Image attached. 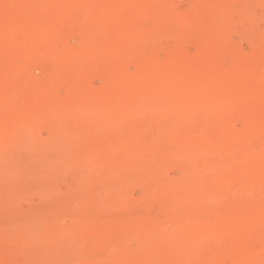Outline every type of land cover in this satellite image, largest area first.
<instances>
[{
  "label": "bare ground",
  "instance_id": "1",
  "mask_svg": "<svg viewBox=\"0 0 264 264\" xmlns=\"http://www.w3.org/2000/svg\"><path fill=\"white\" fill-rule=\"evenodd\" d=\"M158 1L159 0H0V209L3 210V214H0V237L9 244L8 246L11 247L10 249L12 250V252L20 256L23 263L110 264L109 261L111 259H113L111 260V262L114 261V263H116V261L114 260V258L117 256L114 254L115 251H111V253L113 252L112 254L115 257L111 258L110 254V259L105 256V253H103V256L105 257H103L102 254V257H100L97 253L99 252L98 250H100L103 246L104 240L108 242L111 239L113 235L111 233V231H113L111 230L112 227L117 228L118 234H120L124 230V236L121 235L123 236V238L131 237L139 240L140 243L141 241H143L145 242L144 244H150L153 237L150 234L151 232L149 233L150 228L148 227L153 228L152 226H154L155 224L158 225L162 217L161 215H163V212L161 213V211L164 210V207L168 205L172 200H174V198L176 199V202L178 201V197L176 196V194L178 196L180 195V199L182 197V200L185 199L184 201H189L187 202L189 204L184 202V204L189 205V210H192V208L193 210H202L203 208L208 207H206V205L211 201H209V197L211 198L214 195L213 193L217 194V196L219 195L220 198L224 196L227 197V195L230 194L231 191L229 190L232 187L230 186L231 188L229 189L228 182L232 178L236 180L237 184L235 193L237 194L238 189L239 193L237 195L242 197L241 200L244 201L233 202L231 206L228 207L230 214H226V216L224 217L219 216L220 220L223 218V221L221 220L222 222H214L217 223L214 225H216L217 229H219L217 230L218 232L223 233V230L227 229V227L232 226L238 222L241 215L240 212L248 207L246 202L247 198H254V202L251 199L250 201H248L253 207L259 201L264 200V187L262 183V181L264 180V153L263 156L261 155V158H263L262 162L258 163L257 165L255 164L254 167H250L253 166L254 163V161L252 162L251 160L252 164H249L250 168H247L248 166L245 165L246 162L242 163V161L244 156L246 159H248L247 155L250 154L249 151L251 150L247 149L245 151L244 149L247 148V146H245V148L243 149L244 151H241V146L239 145L240 141V143L242 144L244 140L246 142V140L249 139L247 136L241 138L233 134H228L224 130L226 126H224V124L220 125V127H224V132L217 135L218 138H229L230 142L227 147L223 146L224 148H227L225 150L226 154L223 153L224 149L222 151L218 150L225 155V157H222L220 152L215 151V147H220H217V149H222L223 147L218 144L214 147V145L212 144V140L218 138L212 136L213 133H209L214 131H210V128H206L209 125V122H206V120H204L206 116H204L203 118L204 121L200 122L202 123V127L200 125V127H196L194 125V122H197L194 114H196L195 112H197L199 109L202 108L204 111L206 110V112H208V110H211L213 106H218L219 109H225L228 106L230 98H232L233 94H235V90H232L231 82L232 80L238 78L246 80L248 82V87L244 90L243 95H241L240 93L242 99H240V96H238L240 101L235 102L233 100V104L235 105H232L229 102L231 104L230 106L236 108L238 107L240 109L243 106L249 104H258L259 119L256 121H258L259 123L260 121H262L264 123V64L262 68L261 63V70L259 68H254L252 64L250 66L247 65L251 62H255L256 60L259 61V59L261 58V60H263L264 57L258 56L257 52H255L257 55L255 54L254 56H252L251 59L253 60L248 59L247 57V60L243 61L244 66L246 67H244V69L242 68V71H240L241 69L239 71L236 70L237 74H234V72L232 73L230 69L226 68V64L222 62V57L209 54L206 57L204 56L205 58L199 57L198 60H193L195 57H187L182 51L183 46L180 47V44L182 43V40L186 35L191 36L195 34V32H200V30L202 32L204 30L206 31V33H204L205 35L200 32L201 35L203 34V37L200 40L201 50L208 51V49L211 48V46L213 47L214 44L216 45L218 43L223 45V43H226V32L224 31V27L226 25L224 27L222 26L224 23L222 18L224 17H215L214 19L211 15V12L213 13V10L215 11L219 6L222 7V5L224 6V4H230L232 3L230 1L234 2V0H165L166 7L164 9H161V7H159L160 9L158 8L159 4L158 6L156 4ZM162 2L164 1L162 0ZM246 2L247 1H245V3ZM253 3L255 2H252V4ZM246 4L250 6L249 1ZM257 5L262 11H264V4L262 2H258ZM255 11L252 10V12ZM207 12L210 13V16L213 19H207V25H204L201 20ZM216 13L214 14L216 15ZM218 16L220 15L218 14ZM259 17L257 16L258 19ZM146 18L151 21V25L147 28H144L143 24L142 27L140 23H142L141 21H143L141 19L147 20ZM226 22L228 21L226 20ZM92 24H96V26H98V31L92 29ZM253 24L255 25L254 22ZM168 25H172L175 28V32H173L175 35V43L172 45L170 44L169 46L166 45L167 47L165 46L164 48L158 50L163 55L165 54L167 57H169L171 61L169 63V67L166 68L164 66L166 68L165 69L163 65H161V61L156 54H154L153 52L147 53L144 51L143 47L145 45L143 46V44H145V42L148 41L151 37L162 33L164 31V28ZM203 25L204 27L206 26L205 29L202 28ZM119 31H121L122 33H119ZM101 33H105L104 38H102ZM250 35L248 37H251ZM74 37H77L79 39V43H76V45L70 44L71 42L69 43V40ZM100 46L101 48L99 50L98 47ZM130 46L136 48V50L138 49V52L140 51V54H138L139 58L144 59L148 62L150 66L148 67L150 69H147L148 72L147 70L144 71L147 72V76L149 75L152 77L155 73L161 71L160 73L162 74V77H165L166 75L167 77L165 78H173L172 80H170L169 78L170 81L167 80L168 82L172 81L171 83L173 84V81H175L174 77H178L175 76V74L181 72L180 68H188L200 71L199 73L203 74V77L204 75H208L207 77H204L205 79H203L202 76L199 75V77H201L203 81L206 79L207 81H204V83L202 82L201 78L195 79L197 76H192L193 80L195 79L196 81H189L188 79H186L187 81L184 79H181L179 82L175 81V83H178V86L176 89H174L173 86L170 87L168 82H164V80L162 81V84L160 83V87H152L153 84H147L144 81H141L145 79V76H143L144 79L139 76L141 74H137L138 76L135 75L138 79L134 80L125 71V62L127 63V60H129V57L131 56H127V52L130 51ZM211 51H213V48ZM211 51L209 50L210 53ZM154 52H156V50ZM258 53L260 55L261 52ZM199 55L200 53L198 54V56ZM234 56L236 57V55ZM131 58L132 57H130V59ZM225 59L227 61L226 57ZM236 61H239V59H237ZM213 63L216 64V69H213V67L215 66L211 65ZM237 63L239 64V62H236V64ZM236 64L234 66L237 67ZM241 64L242 62L240 63V66ZM210 65L212 69L210 68ZM4 66L5 69H2ZM251 66L253 68H251ZM111 67L113 68V70H117L118 74L115 76L110 72L113 76L108 82L107 86L105 85L106 87L103 89L104 92L100 94L101 98H103V101L100 105L94 108V114L89 113L90 116L92 115L95 117L94 119L96 123L91 124L94 119L91 120L93 117L88 118V120L90 119V125H86L88 124L87 121V123H85L86 128L83 127L84 129H82L76 126V122V127L73 125L74 131H72V135L68 136L63 143L62 141L61 144L57 142L58 145H56V139L53 134H55L56 132H60V129L64 126V123L66 121L71 122V120L69 121L68 118L70 116H73L74 113H77L73 110V108L76 106L83 107L81 104L86 103L87 98L84 97L83 93V96L81 94L78 95V93H75L76 96L70 95L66 99L64 98V100H62L63 98H61L62 101L57 100L58 102H56L55 100H52L55 91L63 86H69L70 89L71 87H74L80 91L79 88H81V86H84L85 84L87 85V83L89 84L88 80H90L93 75H98V73H101V71H104L106 75L105 70L107 68L111 69ZM231 69H234V67H232ZM160 73L158 75H160ZM142 74L145 75L143 72ZM185 74H187V71ZM162 77H160V79H162ZM152 78L150 79L151 81L149 80V82H152ZM130 79L135 83L133 84L131 89L128 88L127 85L130 83ZM40 80H43V83H40ZM122 83H126V85L121 86ZM155 83H157L156 80ZM234 83L235 81L233 82V85ZM38 84H40L39 86L45 84L46 87H44L48 90L46 94L50 97L49 101L56 102L54 104V107H51L54 109L49 110V117H51V119L54 118L57 121L56 124H53V129L50 128L51 131H49L50 136H52L55 140H53V138H50V136L45 139H47L48 141V139L50 138L52 142L56 143L55 146H57L58 149L60 148V150H58L60 153H58V151L56 152L57 155H55L56 153L54 151L47 152V148H49L50 150H55L56 147H54L52 142L49 143V145L45 142L44 139L45 147L47 144V147L45 148L44 144L42 146H39V144L37 143L38 140L39 142H43V140L40 139V135H38L39 139H37L36 141V138H38V136L36 135L37 133H35L36 128L34 126H37L36 124L38 123L35 124V122H39V120H42L43 122V119L45 120V118L43 117H38V119L35 112L37 104V97L35 96L37 92L34 91H37L36 89ZM194 85L198 90L203 88L201 86H205L204 88L208 89V91L205 92V89L203 88L202 91L204 92L199 91L189 93L191 90H188V88H194ZM172 88L174 89L173 91ZM91 93H93V90L91 91ZM186 93L191 94V96H189L188 94L189 98H185ZM119 94H124V97H126L124 99L116 98V95L120 96ZM195 95L206 97L205 100H207V102L205 104L203 102L204 107H201V104L200 107H198V102L197 106L191 103L193 102L192 97H194ZM121 96L123 98V95ZM17 97H20L25 101L23 104L21 103L22 105L20 108H15V106L13 107L12 104L13 99H18ZM90 98L92 99L91 96ZM53 99L57 98L54 96ZM44 100L39 102H44ZM200 103H202L201 100ZM100 107H104L108 110L104 113L105 115H107V117H105L103 121L109 120L108 123L110 128H107V130H105L104 132V129H98L97 125V123L101 124L102 122L101 118L103 115L98 112L100 110ZM118 108L121 109V113ZM115 109H117L118 111H115ZM185 109L187 111H190V115L188 117L183 116L182 120H180V118L178 117V121H176L177 119L175 121L171 119L174 115H176V118L178 115L182 114L183 110L185 111ZM98 113L100 114V116L98 115ZM40 115H43V113H40ZM146 116L153 117L152 120L154 119V121H158L159 118H165L167 120V127L165 128H167L168 134H166L164 138L162 137V139L159 140L152 139L146 141L140 134V126L143 123L142 121L146 119ZM218 116H220L219 113ZM218 116H211V119H214L213 121L217 122L218 120L216 121L215 118ZM225 118L227 119V117H224V119ZM233 118H231V121L234 120ZM225 122H228V124H230L228 119ZM82 124L84 126V123H81V125ZM206 124L207 126H205ZM218 124H220V122L217 123L216 128H218ZM100 126L101 125H99V127ZM259 126L257 128L260 130L262 127L259 128ZM64 127L66 130V126ZM122 127H128V130L125 131L126 128L121 129ZM95 129H98V131L101 130L103 134H99L100 136L106 135V139H104L105 137L103 138L99 136L104 140V142L106 140L107 142L110 141L107 137L113 136V139L111 138V143L109 142L110 145L105 142L107 146H102V143L104 142H102V140L97 137L98 133L94 134L92 132L95 131ZM249 129L247 128V130ZM62 130L64 131V129ZM258 132L259 133H257V135H261V131ZM249 133L251 132L249 131ZM216 142L217 141H215V143ZM162 143L165 144V146L167 145V147L170 146L173 152H168L167 154L162 153V155L155 158L156 160H152L153 158L151 159V156L149 157L150 152L160 147L161 145L163 146ZM50 146L54 148H51ZM212 146L214 147V149L212 148ZM43 147L46 149L45 153L54 154L56 156V159L55 157H53V161L51 159L47 161L46 158L50 157L48 155V157L45 156ZM212 149L214 150V152H217V154L215 153V155H218L220 153L219 156L222 157L219 158V162H221L219 164L220 166L215 168L214 170H202L199 166V171L196 172L198 175L190 176V164H194L197 162L200 165L199 162H204L205 158L208 156V153H212ZM252 152L253 151H251V153ZM258 153L262 154V151L260 150ZM252 155L253 153L250 154L249 157H251ZM167 156L168 158H166ZM211 156H213V153ZM174 158H184L182 160H186L187 162L184 163V167H182V169L186 173H183V178L185 179L187 177V179L185 180L186 186L183 185L184 180L183 183H180L182 181V177L180 178L181 181H156L155 178L154 182H152L151 177H158L160 174H162L158 169L159 164ZM94 162L96 165L93 164V166L95 165L96 169L95 166L91 167V164ZM247 163H249V161ZM243 164L245 167L243 166ZM69 167H75L78 171L77 176H79V178L77 182H79L80 180L78 188H76L73 193H71L72 189H70L69 195L60 196V194H55L54 190L56 189H51V186L54 184L53 176L56 177V174L60 173L59 170L61 171V169H66ZM88 167H91L92 169L94 168V171L96 170L99 176L98 181L93 182V178L90 177L89 172L87 173L86 168ZM94 171L92 174L94 175L95 173L97 175V173ZM184 175L186 176L184 177ZM202 175L204 177H202ZM162 176L163 175L160 176V179ZM50 177L53 181L51 179L49 180ZM198 177L200 178L198 184H196L195 182L196 186L190 187L194 180ZM50 181H52L51 183H53L51 186L50 184H48L50 183ZM180 184L183 185V189H185V191L183 190V195H181V193H179L178 191L180 188ZM136 185L143 189L141 200H135V198L133 199V197L131 198L132 195L130 193V190H133L132 187ZM34 187L39 188V190L41 188H45L46 191L44 195L48 197L49 201L47 203L44 202L43 204H41V202L40 206L36 205L37 207L31 206L32 208L30 207V210L28 209L29 211L27 212L20 211V209L18 210L16 201H18V195L20 194L21 190L27 188L29 190H35ZM99 187L106 188L105 195H101L99 191H97L99 190ZM37 190L36 192L38 193ZM48 190L50 191L47 192ZM232 190L234 191V189ZM53 191L54 194H51L53 193ZM39 193L41 194V192ZM78 193L80 194L79 196L81 197L83 204H85V208L80 211L82 212L81 214L75 212L76 215H74V224L71 227L70 225H68L67 227H64V225L61 226L59 224V219L61 217L60 214H62L61 212L63 210H67L68 205L73 209L75 204L74 206L71 204V206L70 203L72 200L78 199L76 198V196L78 197ZM233 198L235 199V197ZM153 201L157 202L160 205V207H158L160 208V212L156 213L154 217L149 218L145 210H148V207L152 206L151 204L153 203ZM157 203L155 205H157ZM225 205L224 208H226ZM244 205L247 206L243 208ZM256 206L254 207L255 209ZM65 207H67V209ZM260 207L258 206V211H263V209H260ZM166 208L170 209L168 207ZM255 209L252 208L251 211H249L250 209H248V211L251 212L250 214H257V211H254ZM133 210L135 211L134 214ZM186 211L188 212V208ZM186 211L184 210L185 215H187ZM262 211L260 212L262 213ZM164 212L166 213L167 211L164 210ZM106 213H109L111 215H106V217H109V219H107L106 221L101 218L103 221L102 223H99L101 222L99 218H94L97 215L102 216V214ZM113 213L115 215L116 213H121L122 215L124 214L126 218L124 219V216L123 220L119 222L117 226H114V223H112L110 219L114 216ZM178 213L180 215L179 211ZM178 213L175 212V214L177 215ZM250 216L247 217L250 219ZM259 216L260 214L258 215L257 219L255 218L256 220L252 219L251 221H258V219L262 221ZM251 217L257 216L252 215ZM187 219L189 220V217ZM50 221H52L53 226H55H52L53 228H51L49 231L46 228L43 229L42 225L45 224L44 226H46L47 223L45 222L49 223ZM115 222H117V220H115ZM249 223L250 226L251 224H254L250 221ZM261 223L262 225H260ZM261 223L255 222V224L263 227V221ZM138 224H140V226H137ZM189 227L192 226L189 225ZM250 232L251 231L245 232L244 235L250 234ZM262 232L264 233V230ZM191 234L189 238H192L191 240L194 241L195 238L193 237V233ZM121 236L120 240L122 238ZM245 236L248 237V235ZM168 237L169 236L167 235V238ZM255 237L257 238L258 236L256 235ZM167 238L162 241L158 240L159 243H163L161 246L165 245L163 247L164 249L166 248V252L164 251L163 247L161 250H163L165 253L160 251L158 249V244H155L158 251L160 252L157 253V251H152L153 253L156 252L157 254L155 253L151 256L149 255V253H145L148 252V247V249H145L146 251L142 250L144 247H146L145 245L142 248V245L144 244L140 245V249L124 247L125 249L122 251L123 259L124 257L126 258V260L129 259V262L124 264H137L138 259L146 258L148 256L151 260H159L161 264H164L171 258L173 260L176 256V258H178V253L183 246H181L179 249L176 247L180 243L177 242L178 237H169V242L166 241ZM241 238L242 234L240 239ZM39 240L40 242L43 241V243L44 240H47L46 242L49 241L48 245L51 243L49 246L50 248L48 247V250H41L40 248H38V245L40 244ZM153 240H156V237ZM240 241V245L237 244L236 247H242V244L244 242L243 240ZM37 242H39V244ZM246 243L249 242L246 241ZM215 245L217 246L218 244ZM220 246L222 247V245ZM2 247H4V245ZM174 247L178 249H176L178 253L176 254V256L173 253L174 257H171L172 255L170 251L174 250ZM185 247L182 249V251L188 248ZM241 247L236 248V250H238L239 252L242 248H244L245 250V243L244 247ZM104 248L106 247L104 246ZM167 248L168 250L170 249V254L168 253ZM250 250L253 249L250 248ZM260 250L257 251L259 256L261 254L259 252ZM187 252H189V250ZM216 252L217 251H215V253ZM235 253L236 251L234 252V254ZM252 254L254 255L256 253L254 252ZM256 256L254 258H256ZM209 257H204V262H206V264L207 262L210 264H216L215 260L217 258L211 260V258ZM116 258H118V256ZM179 258V260H181V255H179ZM213 258L215 257L213 256ZM10 259H12V257L9 258V260ZM175 259L173 261L178 260ZM9 260H7V262H9ZM2 264L4 263L2 262ZM254 264H264V254L259 257V259Z\"/></svg>",
  "mask_w": 264,
  "mask_h": 264
},
{
  "label": "rangeland",
  "instance_id": "2",
  "mask_svg": "<svg viewBox=\"0 0 264 264\" xmlns=\"http://www.w3.org/2000/svg\"><path fill=\"white\" fill-rule=\"evenodd\" d=\"M164 2H162V0H159L156 4H157V6H158V4H159V6H158V8L159 7H161V9L163 8H165L166 7V1L165 0H163ZM245 1H249L250 2V6H248V4H246L245 3ZM161 2V3H160ZM230 2H232V3H230V4H227V5H225L224 4V6L222 5V7H224V8H222L221 6H219L218 7V9H216L215 11L217 12H215L214 10H213V13L211 12V15H212V17L215 19V17L216 18H219V17H224L225 18V20H224V18H222L223 19V21H224V23H223V27H224V31L226 32V40H227V42L226 43H223V45H221V44H214L213 45V47L211 46V48H209L208 49V51L206 50H201L200 49V44H201V38L203 37V34L204 33H206V31L204 30L203 32L200 30V32L201 33H203L202 35L200 34V32H195V34H193V35H186L184 38H183V40H182V43L180 44V47H182V51H183V53H184V55H186L187 57H191V58H193V57H195L193 60H198V58L200 57V58H203L204 56L206 57V56H208L209 54L211 55H218V56H220V57H222V62L223 63H225L226 65V68L227 69H230L231 70V72L233 73L234 72V74H237V71H239L240 69V71H242L243 69H244V67H246V66H244V63H243V61L244 60H247V57H248V59H251L252 58V56H254L256 53L255 52H257V54H258V56H260V57H264V11H262L259 7H258V5H257V3L258 2H262L263 4H264V0H234V2L233 1H230ZM252 2H255V3H253L252 4ZM163 3V4H162ZM228 3V2H227ZM255 4V5H254ZM252 5H253V7H252ZM255 6V7H254ZM224 10H222L221 8ZM239 7H242V8H239ZM254 8V9H253ZM160 9V8H159ZM233 9V10H232ZM249 9V10H248ZM258 9V10H257ZM240 10V11H239ZM252 10L253 11H255V12H257V13H255V12H252ZM222 11V12H221ZM237 11V12H236ZM209 12V11H208ZM206 13L204 16H203V18H202V20H201V22L202 23H204V25H207V21L208 20H210L212 17L210 16V13ZM235 12V13H234ZM259 12H260V14H259ZM214 13H216V15L214 14ZM223 13H224V15H223ZM237 13V14H236ZM241 13V14H240ZM246 13V14H245ZM208 14H209V16H208ZM215 16H214V15ZM218 14L220 15V16H218ZM231 14V15H230ZM256 14V15H255ZM255 15V16H254ZM259 15H260V17H259ZM229 16H231V17H229ZM245 16V17H244ZM257 16L259 17V19L257 18ZM229 17V18H228ZM233 17V18H232ZM248 17V18H247ZM257 19H256V18ZM205 18V19H204ZM212 18V19H213ZM255 18V19H254ZM147 19V18H146ZM208 19V20H207ZM229 19V20H228ZM254 19V20H253ZM141 20H143V21H141L142 23H140L141 24V26H142V24H143V26H144V28H147V27H149L151 24V21L149 20V19H147V20H145V19H141ZM207 20V21H206ZM226 20L228 21V22H226ZM251 20V21H250ZM252 20H253V22L255 23V25L253 24V22H252ZM259 21V22H258ZM227 23V24H226ZM204 25L202 26V28H204L205 29V27H204ZM142 26V27H143ZM228 27V28H227ZM97 28V29H96ZM174 27L172 26V25H168V26H166L165 28H164V31L162 32V33H160V34H158V35H156V36H154V37H151L148 41H146L145 42V44H143V49H144V51L145 52H153L154 54H156L157 55V57L160 59V61H161V65H163V67L165 66L166 68L167 67H169V63L171 62L170 61V59H169V57H167L165 54L163 55L161 52H159L158 50H160V49H162V48H164L166 45L167 46H169L170 44L172 45V44H174L175 43V35H174V33L173 32H175L174 30H175V28L173 29ZM92 29L93 30H97L98 31V26H96V24H92ZM173 29V30H172ZM227 29V30H226ZM123 31V30H122ZM121 31H119V33H120ZM230 32V33H229ZM247 32H248V34L251 36V37H248L249 35L247 34ZM118 33V34H119ZM122 33V32H121ZM103 34V35H102ZM247 34V35H246ZM253 34V35H252ZM197 35V36H196ZM201 35V36H200ZM205 35V34H204ZM256 35V36H255ZM101 36H102V38H104L105 37V33H101ZM189 37V38H188ZM193 37V38H192ZM219 37V36H218ZM250 38V39H249ZM258 38V39H257ZM252 39H253V41H252ZM174 40V41H173ZM187 40V41H186ZM151 41V42H150ZM200 41V42H199ZM71 42V43H70ZM69 43L70 44H73V45H76V43L78 44L79 43V39L77 38V37H74V38H71L70 40H69ZM258 44V45H257ZM162 45V46H161ZM255 45V46H254ZM257 45V46H256ZM166 46V47H167ZM222 47V48H221ZM224 47V48H223ZM100 48H101V46L100 47H98V49L100 50ZM212 48H213V51H211L212 50ZM237 48V49H236ZM258 49V50H256V49ZM216 49V50H215ZM236 49V50H235ZM129 50V49H128ZM156 50V52H154ZM209 50L211 51V53L209 52ZM254 50V51H253ZM261 50V51H260ZM216 51V52H215ZM223 51V52H222ZM226 51V52H225ZM230 53H228V52ZM238 51V52H237ZM130 52V53H129ZM129 52H127V56L129 57L130 55V57H132L131 59H130V57H129V60H127V63L125 62V66H126V73L127 74H129L130 75V77H132V79H134V80H137L138 78L135 76V75H139V74H141V75H139L140 77H142V79H144V80H141V81H144L145 83H147V84H153L152 85V87L153 86H155V87H160L161 86V84H162V81L164 80V82H168L167 80H169V78H165V77H167L166 75H165V77H162V74L160 73L161 71H158L157 73H155L154 74V76H147V72H148V70L147 69H150L149 67V64H148V62L147 61H145L144 59H141V58H139V55L138 54H140V51L138 52V49L136 50V48H133L132 46H130V51ZM136 52V53H135ZM186 52V53H185ZM215 52V53H214ZM232 52V53H231ZM258 52H261L260 53V55H259V53ZM129 53V54H128ZM200 53V55L198 56V54ZM204 53H206V54H204ZM218 53V54H217ZM245 53V54H244ZM137 54V55H136ZM256 54V55H257ZM263 56H262V55ZM133 55V56H132ZM229 55V56H228ZM234 55H236V57L234 56ZM239 55V56H238ZM167 59H166V58ZM204 57V58H205ZM225 57L227 58V61H226V59H225ZM229 57V58H228ZM165 58V59H164ZM234 58V59H233ZM245 58V59H244ZM237 59H239V61H236ZM240 59H242V60H240ZM262 59V58H261ZM261 59H259V61H255V62H251V63H249V64H247L248 66H250L251 64L254 66V68H261L260 67V65H261V63H262V68H263V60H261ZM229 60V61H228ZM232 60V61H231ZM251 60H253V59H251ZM226 61V62H225ZM242 62V64H241V66H240V63ZM232 62V63H231ZM236 62H239V64L237 63L236 64ZM222 63V64H223ZM237 65V67L236 66H234L235 64ZM42 64V63H41ZM147 64V65H146ZM231 64V65H230ZM43 65V64H42ZM212 66H214L213 67V69H216V64H211ZM211 65H210V68H211ZM259 65V66H258ZM149 66V67H148ZM164 67V68H165ZM232 67H234V69H231ZM141 68H142V71H141ZM165 68V69H166ZM243 68V69H242ZM251 68H253L252 66H251ZM2 69H5V66L2 68ZM6 69H8V68H6ZM39 69V68H38ZM38 69H37V71H38ZM161 69H163V68H161ZM181 69V72L180 73H178V74H175V76H178V77H174V80L175 81H177V82H179L181 79H184V80H186V79H188L189 81L191 80H193V78H192V76L193 77H195V76H197L195 79H200L201 77H199V75L200 76H202L203 74H200L199 72L200 71H196V69L194 70V69H185V68H180ZM179 69V70H180ZM184 69V70H183ZM212 69V68H211ZM258 69V70H259ZM0 70H1V68H0ZM110 70H113V68L111 67V69H109V68H107L106 70H105V72H106V75H105V73H104V71H101V73H98V75H93L91 78H90V80H88V82H89V84L87 83V85L85 84L84 86H81V88H79L80 89V91L78 90V89H76V88H74V87H71V89L69 88V86L68 87H60V88H58L56 91H55V94L53 95V97H52V100H55L56 102H58V101H60L61 100V98H63L62 100H64V98L66 99L67 97H69L70 95H74V96H76V94L78 93V95L79 94H81L82 95V93L84 94V97H86L87 98V101H86V103H83V104H81L83 107H74L73 108V110L75 111V112H77V113H74V115L73 116H70L69 118H68V120L70 121L71 120V122H68V121H66L65 123H64V126H66V130H65V127L63 126L60 130V132H56L55 134H53V136L55 137V139L52 137V136H50V132L49 131H51V129L50 128H52L53 129V124H56V120L54 119V118H52L51 119V117H49L50 116V113H49V110H52V109H54V108H51L52 106L54 107V104L56 103V102H54V101H49L50 100V97H49V95L47 96V94H46V92H48V90H47V88H45L46 86H45V84L42 86H39L40 84H38V86H37V91H34V92H37V94H36V96L35 97H37L36 98V102H37V104H36V109H35V112H36V116H37V118L38 117H43V118H45V120L43 119V122H42V120H39V122L38 121H36L35 122V124L36 123H38V124H36L37 126H34L35 128H36V130H35V133H37L36 135L38 136V135H40L41 137H40V139L41 140H43V142H44V139L45 138H48L49 136H50V138H53V140H55L56 141V143L58 142V143H60L61 144V141H62V143L64 142V140L68 137V136H70V135H72V131H74V128H73V125L75 126L76 125V122H77V127L78 128H82V129H84L83 127H85L86 128V126H85V123H87V121H88V124H86L87 126H89L90 125V123H89V120H88V118H91V117H93L91 120H93L95 117L94 116H90V114H94V108L95 107H97L98 105H100L101 104V102L103 101V98H101V95L100 94H102V92H104L103 91V89L107 86V84H108V82L111 80V78H112V76L113 75H117L118 73H117V70H113V71H110ZM139 70V71H138ZM147 70V72H144V71H146ZM233 70H235V71H233ZM237 70V71H236ZM258 70H256V71H258ZM261 70V69H260ZM130 71H131V74H130ZM186 71H187V74H185L186 73ZM189 71V72H188ZM4 72V71H3ZM5 72H6V70H5ZM108 72V73H107ZM113 74H111V73ZM134 72V73H133ZM138 72V73H137ZM141 72V73H140ZM142 72L145 74V75H143L142 74ZM160 73V75H158ZM202 73V72H201ZM5 74V73H4ZM105 75V76H104ZM137 75V76H138ZM107 76V77H106ZM114 76V77H115ZM143 76H145L144 78H143ZM157 76V77H156ZM187 76V77H186ZM190 76V77H189ZM208 76V75H207ZM207 76H205L204 75V77H207ZM105 77V78H104ZM160 77H162V79H160ZM199 77V78H198ZM203 76H202V78L203 79H205ZM152 78V82H149V80ZM159 78V79H158ZM165 78V79H164ZM190 78V79H189ZM201 78V79H202ZM153 79H155L156 80V82L157 83H155V80H153ZM173 78H170V80H172ZM177 79H179V80H177ZM194 79V80H195ZM203 79H202V82H204V81H207V79L206 80H204L203 81ZM131 80V79H130ZM169 80V81H170ZM193 80V81H194ZM41 81V80H40ZM43 81V80H42ZM40 82V83H43V82ZM151 81V80H150ZM153 81H154V83H153ZM175 81H173V84L171 83V82H168V84L170 85V87L171 86H173L174 87V89H176L177 88V86H178V83L176 82L175 83ZM187 81V80H186ZM196 81V80H195ZM235 81V83H234V85H233V82ZM244 81V82H243ZM127 83V82H126ZM126 83H122V85L121 86H125L126 85ZM129 83V82H128ZM161 83V84H160ZM205 83V82H204ZM232 84H231V87H232V90H235L234 91V93L236 94H233V96H232V98H230V100H229V102L232 104V105H235V104H233L234 103V101L236 102V101H240V99H242L241 97L242 96H240V93H241V95H243V93H244V90L248 87V82L246 81V80H244V79H234V80H232V82H231ZM133 84H135L134 83V81L132 82V80L130 81V83L129 84H127L128 85V88H130L131 89V87L133 86ZM106 85V86H105ZM247 85V86H246ZM45 86V87H44ZM235 86H237V87H235ZM89 87H90V90H89ZM196 86L194 85V88H191V87H189L188 88V90L190 89L191 91L189 92V93H191V92H201L202 91V89L205 87V86H201V87H203V88H201L200 90H198L197 88H195ZM199 87V86H198ZM43 88V89H42ZM39 89H41V90H39ZM93 90V93H91V91ZM173 88H172V91L174 90ZM205 89V88H204ZM237 89V90H236ZM243 89V90H242ZM42 90H43V92H42ZM128 90V89H127ZM171 90V89H170ZM239 90H240V92H239ZM97 91H99V92H97ZM205 92H207L208 91V89H205L204 90ZM204 91H202V92H204ZM72 94H71V93ZM169 92V91H168ZM184 92H186V91H184ZM41 93V94H40ZM76 93V94H75ZM91 93V94H90ZM188 93V94H189ZM89 96H88V95ZM188 94L186 93L185 94V98H189L188 97ZM120 95V94H119ZM121 95H123V98H122V96ZM120 96H117L116 95V98H119V99H124L125 97H124V94H121ZM54 96L57 98V99H53L54 98ZM83 96V95H82ZM90 96L92 97V99L90 98ZM189 96H191V94H189ZM238 96H240V99H239V97ZM47 97H49V98H47ZM121 97V98H120ZM238 98V100H237V98ZM18 98V97H17ZM191 98V97H190ZM193 98V102H191V103H193V104H195L196 106H197V102H198V107H200V104H201V107H204V104L207 102V100H205V96H194V97H192ZM236 98V99H235ZM15 99V98H14ZM13 99V102H12V104H13V107L15 106V108H20L21 107V105L25 102L23 99H21L20 97L18 98V99H15L14 100ZM41 99H45L44 100V102H39V101H43V100H41ZM232 99V100H231ZM22 100V101H21ZM58 100V101H57ZM61 100V101H62ZM198 100V101H197ZM200 100L202 101V103H200ZM234 100V101H233ZM46 101V102H45ZM195 101H196V103H195ZM51 102V103H50ZM53 102V103H52ZM203 102H204V104H203ZM228 102V101H227ZM228 102V106L224 109V108H220L219 109V107L217 106H213L212 107V109L211 110H213V111H211V110H208V112H206V110L204 111L202 108L201 109H199L197 112H195L196 114H194L195 115V119L197 120V122L195 121L194 122V125L196 126V127H200L201 125H202V123H200V122H202V121H204V120H206V122L208 121L209 123V125H208V127H206L207 129L208 128H210L209 130L210 131H214V132H216V133H214V132H209L210 134H212L213 133V135L212 136H214L215 138L217 137L218 138V136L217 135H219V134H221L222 132H224V130L228 133V134H233V135H236V136H238V137H241V138H243V137H245V136H247L249 139H247L246 140V142H245V140L242 142V144L239 142V145L241 146V151H246L247 149L248 150H251V151H253L252 153H253V155L251 156V157H249V155L250 154H252L251 153V151H249V155H247V158L248 159H246L245 158V156H244V158H245V161H244V158H243V161H242V163L243 162H246L245 163V165L246 166H248L247 168H250V167H254V165L256 164H258V163H260V162H262L263 161V158H261V155L263 156V151H264V127H263V122L262 121H260V123L258 122V121H256V120H258L259 118H258V116H259V106H258V104H249V105H246V106H243L242 108H236V107H233V106H230L231 104ZM256 102V101H255ZM254 102V103H255ZM22 103V104H21ZM41 103V104H40ZM46 103V104H45ZM51 104V105H50ZM97 104V105H96ZM203 104V105H202ZM96 105V106H95ZM44 106H46V107H44ZM252 106V107H251ZM257 106V107H256ZM216 107V108H215ZM77 108H80V109H77ZM83 108V109H82ZM232 108V109H231ZM76 109V110H75ZM119 109V111H120V113L122 112L121 111V109L120 108H118ZM231 110V112H230V110ZM236 109V110H235ZM0 110H1V105H0ZM123 110V109H122ZM222 110H224V111H222ZM241 110V111H240ZM41 111V112H40ZM98 111V110H97ZM106 111H108L106 108H104V107H100V110L98 111V112H100V114L101 115H103L102 116V118H101V124L99 123H97V125H98V129H104L103 130V132L105 131V130H107V128H110L109 127V123H108V121L109 120H105V121H103L104 120V118L105 117H107V115H105L104 113L106 112ZM115 111H118L117 109H115ZM187 110L185 109V111L183 110V112H182V114H180V115H178L176 118H175V116L176 115H174V116H172V120H176V121H178L179 120V118H180V120H182V117L183 116H185V117H188L189 115H190V111H187ZM200 111V112H199ZM210 111V112H209ZM233 111V112H232ZM238 111H240V112H238ZM247 113H246V112ZM252 111V112H251ZM222 112V113H221ZM242 112V113H241ZM254 112V113H253ZM40 113H43V115H40ZM90 113V114H89ZM116 113H119V112H116ZM187 113H189V114H187ZM202 113V114H201ZM209 113V114H208ZM218 113L220 114V116H218ZM228 114V115H230V116H228V115H226V114ZM246 113V114H245ZM38 114V115H37ZM47 114H49V115H47ZM100 114L98 113V115L100 116ZM184 114V115H183ZM205 114V115H204ZM217 114V115H216ZM47 115V116H46ZM79 115V116H78ZM111 115V114H110ZM239 115V116H238ZM246 117H245V116ZM46 116V117H45ZM204 116H206L205 118H204ZM211 116H218V117H216L215 119H216V121L218 120L219 122H220V124H218V128H216V126H217V123H219L218 121L217 122H215V121H213L212 119H211ZM244 116V117H243ZM256 116V117H255ZM49 117V118H48ZM72 117V118H71ZM179 117V118H178ZM201 117V118H200ZM224 117H227V119L229 120V123L230 124H228V122H225L227 119L225 118L224 119ZM234 117V118H233ZM251 117H253V118H251ZM83 118H84V120H83ZM152 118L153 117H150V116H146V119H144V121H142L143 123L141 124V126H140V134H141V136L146 140V141H149V140H152V139H162V137L164 138L165 136H166V134H168V132H167V128H165V127H167V120L165 119V118H159L158 119V121L156 120V121H154V119L152 120ZM198 118V119H197ZM203 118H204V120H203ZM231 118H233L234 120V122L233 121H231L232 119ZM39 119V118H38ZM184 119V118H183ZM222 119H224V120H222ZM49 120V121H48ZM46 121V122H45ZM55 121V122H54ZM75 121V122H74ZM247 121V122H246ZM250 121V122H249ZM263 121H264V119H263ZM67 122H68V125H67ZM233 122V123H232ZM75 123V124H74ZM81 123H84V126H83V124L81 125ZM92 123H96V121H95V119H94V121L93 122H91V124ZM40 124V125H39ZM70 124V125H69ZM72 124V125H71ZM203 124H205V123H203ZM210 124H211V126H210ZM224 124V126H226L225 128L223 127V126H221L220 127V125H223ZM227 124V125H226ZM51 125H52V127H51ZM99 125H101L100 127H99ZM200 125V126H199ZM250 125H251V127H250ZM259 125H261V126H259ZM39 126V127H38ZM70 126V127H69ZM75 126V127H76ZM205 126H207V124L205 125ZM259 126V128H261L260 130L257 128ZM202 127V126H201ZM214 127V128H213ZM255 127H256V129H255ZM72 128H73V130H72ZM126 128V129H125ZM128 127H122L121 129H125V131L126 130H128L127 129ZM223 128H224V130H223ZM229 128V129H228ZM247 128L249 129V130H247ZM39 129V130H38ZM62 129H64V131L62 130ZM98 129H95V131H92L94 134H97V137L98 138H100V137H105L104 139H106V135H102V136H100L99 134H101L102 132H101V130H99L98 131ZM214 129V130H213ZM80 130V129H79ZM97 130V131H96ZM120 130V129H119ZM208 130V131H209ZM229 130V131H228ZM247 130V131H246ZM256 130V131H255ZM37 131V132H36ZM63 131V132H62ZM249 131L251 132V133H249ZM258 131H261V135H257V133H259ZM82 132H83V130H82ZM81 132V133H82ZM100 132V133H99ZM248 132V133H247ZM255 132V133H254ZM49 134V135H48ZM103 134V133H102ZM237 134H239V135H237ZM245 134V135H244ZM249 136H248V135ZM52 135V134H51ZM64 135V136H63ZM216 135V136H215ZM251 135V136H250ZM257 135V136H256ZM100 136V137H99ZM253 136H254V138H253ZM64 137V138H63ZM113 136H110V137H107L110 141H108L107 142V140L105 141L108 145H110V143H111V138H112ZM213 137V138H214ZM48 139V141H47V139H45V142L47 143V144H49V143H51L52 142V140L51 139ZM140 138V137H139ZM240 138V139H241ZM252 138V139H251ZM37 139H39V136H38V138H36V141H37ZM101 139V138H100ZM113 139V138H112ZM225 139V140H224ZM251 139V140H250ZM102 140V142H104V140L103 139H101ZM60 141V142H59ZM214 141V142H213ZM215 141H217L216 143H215ZM220 141H221V143H220ZM261 141V142H260ZM41 142V141H40ZM39 142V140L37 141V143L39 144V146H42L43 144H44V147H45V142L43 143V142H41L40 143ZM102 143V146H107V144L106 143ZM110 142V143H109ZM56 143H54V142H52V144L54 145V147H56L55 148V150H50L49 148H47V152H51V151H54L55 153L58 151V150H60V148L58 149L57 148V146H55V144ZM58 143L56 144V145H58ZM47 144H46V147H47ZM163 144V143H162ZM212 144L214 145V147H215V145H221L222 147L224 146V147H227L229 144H230V142H229V138L228 139H226V138H218V139H213L212 140ZM50 145V144H49ZM244 145V146H243ZM52 146V145H51ZM50 146V147H51ZM245 146H247V148H245ZM263 146V147H262ZM43 147V148H44ZM45 147V148H46ZM54 147H51V148H54ZM170 146H168L167 147V145L165 146V144H163V146L161 145L160 147H158V148H156V149H154L153 151H151L150 152V155H149V157L152 159V160H154L156 157H158V156H160V155H162V153H164V154H167L168 152L169 153H171V152H173L172 151V148L170 147ZM214 147L212 146V148L214 149ZM218 148H220L219 146H217ZM217 147H215L216 149H215V151H217V152H220V151H222L223 149V153H225L226 154V152H225V150L227 149V148H222V149H217ZM44 148V154H45V156L46 157H50V158H46V160L48 161V160H52V158L53 157H55V159H56V156L55 155H57V153L54 155V154H50V153H45V151H46V149ZM245 148V149H244ZM250 148V149H249ZM212 149V153H213V156H211L212 155V153H208V156L205 158V161L203 162V161H201V162H199L200 163V165L196 162V163H194V164H190L191 166H192V168H191V166H190V176L192 175H198L196 172L197 171H199V168L201 167V169L202 170H214L215 168H217V167H219L220 165V163L221 162H219V158L222 156H224L225 157V155L224 154H222L221 152V156H219L220 155V153L218 154V155H215V153L217 154V152H214V150ZM244 149V150H243ZM176 150V149H175ZM218 150H220V151H218ZM262 151V154H260V153H258L259 151ZM53 152V153H54ZM166 152V153H165ZM58 153H60L59 151H58ZM211 154V155H210ZM48 155V156H47ZM216 156V157H215ZM218 156V157H217ZM260 156V157H259ZM170 157V156H169ZM221 157V158H222ZM166 158H168V156L166 157ZM54 159V158H53ZM182 159H184V158H174V159H170V160H168V161H166V162H162V163H160L159 164V171L162 173V174H160L158 177H154L153 176V178L151 177V180H152V182H154V179L157 181H159V180H162V181H168V182H172V181H181V179H182V181L180 182V183H183V180H184V183H183V185L184 186H186V184H185V180L187 179V177L184 179L183 178V173H185L184 172V170L182 169V167H184V163H187L186 162V160H182ZM254 159V160H253ZM260 161H259V160ZM156 160V159H155ZM251 160H252V162L254 161V163H253V166H250L249 164H252L251 163ZM53 161V160H52ZM221 161V160H220ZM249 161V163H247ZM203 162V163H202ZM264 163V162H263ZM262 163V164H263ZM93 164H95V162L94 163H92L90 166L91 167H94L93 166ZM259 165H261V164H259ZM200 166V167H199ZM243 166H244V164H243ZM250 166V167H249ZM91 167H88V168H86V170H87V173L89 172V175H90V177L91 178H93V182H96V181H98V179H99V176H98V173L96 172V170L94 171V168L92 169ZM245 167V166H244ZM58 169H60V168H58ZM64 169V168H63ZM61 169V171L59 170V172L60 173H57L56 174V177H54L53 176V180L51 179V177L49 178V180L51 179L52 181H53V183H51L52 181H50V183H48V184H50V186H51V189H56V190H54L55 191V194H60V196L61 195H69V193H70V189H72L71 190V193H73V191L76 189V188H78V186H79V182H80V180H79V182H77L78 181V178H79V176H77L78 175V171H77V169L74 167H69V168H66V169ZM69 169V170H68ZM89 169V170H88ZM95 169H96V166H95ZM67 170V171H66ZM93 171L94 172H96L97 173V175L94 173V175L92 174L93 173ZM57 172H58V170H57ZM64 172V173H63ZM54 173H56V172H54ZM186 174V173H185ZM189 174V173H188ZM54 175V174H53ZM68 175V176H67ZM161 175H163L162 177H163V179H162V177H161V179H160V176ZM200 175V174H199ZM52 176V175H51ZM64 176V177H63ZM186 175H184V177H185ZM201 176V175H200ZM38 177V176H37ZM164 177H165V179H164ZM182 177V178H181ZM202 177H204L203 175H202ZM167 178V179H166ZM181 178V179H180ZM199 178V177H198ZM198 178L197 179H195L194 180V182L191 184V186L190 187H194V186H196V184H198V181H200V178H199V180H198ZM64 179H66V180H64ZM96 179V180H95ZM170 181H169V180ZM180 179V180H179ZM231 181V182H230ZM229 182H228V187H229V191H231L230 192V194L229 195H227V197H222V198H220V196L218 195L217 196V194H215V193H213L214 195L210 198L209 197V204H207L206 205V207L207 208H203L202 210L201 209H197V210H193V208H192V210L190 211L189 210V205H187V204H189V203H187V202H189V201H184V200H182L183 198L181 197V199H180V195L178 196L177 194H176V196L178 197L177 199H178V201L176 202V199L174 198V200H172L169 204H170V206H169V204L168 205H166L165 207H164V210L165 211H167L166 213L164 212V210L163 211H161V213L163 212V215H161L162 217H161V220H160V222L158 223V225H154V226H152L153 228H151V227H148V228H150L149 229V233L152 235V242L150 243V244H144L145 242H143V241H141V243H140V241L139 240H136V239H134V238H131V237H127V238H123V236H124V230L120 233V234H118V230H117V228L116 227H112V229L111 230H113V231H111V233L113 234H111L112 235V237H111V242H110V240L108 241V242H106L105 240H104V244H103V249H102V247H101V249L100 250H98L99 252H97L98 253V255L100 256V257H102L103 256V253H105V256L106 257H108L109 259H110V257H109V255L111 256V258H114L115 256L111 253V251H115L114 252V254L115 255H117L118 256V258H114V260L116 261V263H114V261H112L111 262V260H113V259H111L110 261H109V263L110 264H124V263H128L129 262V259L128 260H126V258L124 257V259H123V256H122V251L125 249L124 247H126V248H136V249H140L141 248V246L140 245H142V244H144V245H142V248L146 245V247H144L142 250L144 251L145 249H148L149 248V250H147L148 252H145V253H149V255L151 256V255H153V254H155V253H153L152 251H157V253L158 252H160V251H162V252H164L165 251V249H164V247L163 246H165V245H163V246H161L162 244L161 243H159L158 242V240L160 241H162V240H165L166 238H167V235L169 236V237H171V238H173V237H178L177 238V242H180L179 243V245L178 246H176L178 249L181 247V246H183L181 249H180V252L178 253L177 252V248L176 247H174L173 249L174 250H171L170 251V249L168 250V248H167V251H168V253H169V251H170V253H171V257H174L173 256V253H174V255L176 256V254L178 253L179 255H181V260H179L180 258H179V255H178V258H176V259H178L177 261H173L172 260V258L171 259H169L167 262H165L166 264H206V262H204V257H209V258H211V260H214V259H216L215 260V263L217 264V263H219V264H254L258 259H259V257H261L263 254H264V233L262 232L263 230H264V200H261V201H259L255 206H256V209L251 205V203L250 202H248V201H250V199L254 202V198H247V200H246V202H247V205H248V207L247 208H245L246 206L244 205V207L243 208H245V209H243L240 213H241V215H240V222H239V220H238V222L237 223H235L234 225H232V226H229V227H227V229H225V230H223V233H220V232H218L217 230H219V229H217V226L216 225H214V224H217V223H214V222H222L223 220V218L220 220V218H219V216H221V217H224V216H226V214L228 215V214H230V212H229V208L228 207H230L231 206V204L233 203V202H239V201H244V200H241L242 199V197H240L239 195H237L239 192H238V189H237V194L235 193V191H236V180L234 179V178H232L231 180H230ZM195 182H196V184H195ZM262 183H263V187H264V180L262 181ZM78 184V185H77ZM68 185V186H67ZM183 185H181L180 184V188H179V193H181V195H183V193H184V191H185V189H183ZM137 186V185H136ZM136 186H133L132 188H133V190L131 189L130 191V193H131V198L133 197V199L135 198V200H141V198H142V196L141 195H143V189L142 188H140V187H136ZM182 186V187H181ZM231 186V187H230ZM69 187V188H68ZM35 188V187H34ZM37 188V187H36ZM35 188V190H33V189H31V190H29L28 188V190L27 189H24V190H21V192H20V194L18 195V201H16V203H17V208H18V210L20 209V211H29L30 209V207L32 206V207H37L36 205H39L40 206V203L41 204H43L44 202L45 203H47L48 201H49V199H48V197L47 196H45L44 195V193H45V188H41L40 190H42V191H40L39 190V188H37L36 189ZM98 189V188H97ZM232 189H234V191L232 190ZM33 190V191H32ZM36 190L38 191V193L36 192ZM69 190V191H68ZM184 190V191H183ZM50 190H48L47 192H49ZM54 191H53V193H51V194H54ZM64 191H67V192H63ZM97 191H99V193L101 194V195H105V193H106V188L105 187H99V190H97ZM39 192H41V194L42 195H44V196H42ZM67 193V194H66ZM98 193V194H99ZM80 194L78 193V197L76 196V198H78L77 200H72L71 201V203H70V205L72 204L73 206H74V204H75V206L73 207V209L72 208H70V206L68 205L67 207H68V209H71V210H68L67 209V207H65L67 210H63L61 213L62 214H60L61 215V217H60V219H59V224L61 225V226H63L64 225V227L66 226H68V225H70V227L74 224V215H76V213H78V214H81L82 212H80L81 210H83L84 208H85V204H83V201L81 200V197L79 196ZM232 195V196H231ZM175 196V197H176ZM229 196V197H228ZM79 197H80V199H79ZM233 197H235V199L233 198ZM240 197V198H239ZM75 198V197H74ZM228 198V199H227ZM240 199V200H239ZM218 200V201H217ZM224 200H226V201H224ZM229 201V203H228V201ZM236 200V201H235ZM231 201V202H230ZM74 202H76V203H74ZM184 202H186L187 204H184ZM157 202H155V201H153V203L151 204L152 206L150 207H148V210L146 209L145 211H146V213L148 214L147 216L150 218V217H154L155 215H156V213H158V212H160V208H158V207H160V205L157 203V205H155ZM215 203V204H214ZM221 203V204H220ZM224 203V204H223ZM211 204V205H210ZM226 204V205H225ZM229 204V205H228ZM246 204V203H245ZM263 204V205H262ZM71 205V206H72ZM210 205V206H209ZM224 205H225V207L226 208H224ZM258 206L260 207V209L262 208L263 209V211L262 210H260V211H262V213L260 212V211H258L259 209H258ZM31 207V208H32ZM166 207H168V208H170V209H167ZM64 208V209H65ZM179 208V209H178ZM183 208V209H182ZM186 208V209H185ZM187 208H188V212L186 211L187 210ZM223 208V209H222ZM252 208L253 209H255L254 211L256 212L257 211V214H254V213H252V214H250L251 212H249V211H251L252 210ZM29 209V210H28ZM171 209H172V212H171ZM226 209H227V211H226ZM248 209H250L249 211H248ZM184 210L186 211V214L187 215H185V212H184ZM79 211V212H78ZM131 211V210H130ZM134 211V210H133ZM132 211V212H133ZM137 211V210H136ZM178 211L180 212V215H179V213H178ZM192 213H190V212ZM204 211V212H203ZM73 212H74V214H73ZM76 212V213H75ZM128 212V211H127ZM126 212V213H127ZM175 212L176 213H178V215H179V217H178V215L177 214H175ZM183 212H184V214H183ZM194 212V213H193ZM253 212V211H252ZM131 213V212H130ZM135 213V211L133 212V214ZM174 215H173V214ZM223 215V214H225V215H221V214ZM0 214H3V210H1L0 209ZM107 214H109V213H106V214H102V216L101 215H97L96 217H94L95 219H100L101 220V222H99V223H102L103 221H102V219L103 220H107V219H109V217H106V215ZM114 214V213H113ZM112 214V215H113ZM119 213H116V215L114 214V216L116 217H114V219H113V217H111L110 219H111V221H112V223H114L113 225L114 226H117L118 224H119V222H121L122 220H123V217L125 216L124 214L122 215L121 213L118 215ZM171 214V215H170ZM181 214H183V215H181ZM260 214V216H259V218H261L262 219V221H263V227L262 226H260V225H262V221H260V219H258V221H255L257 218H258V215ZM261 214H262V217H261ZM111 214H109V216H110ZM167 215V216H166ZM170 215V216H169ZM196 215V216H195ZM249 217L250 215L252 216V215H255V216H257V217H251L250 216V219L247 217V216ZM105 216V217H104ZM165 216V217H164ZM184 216V217H183ZM242 216V217H241ZM72 217H73V219H72ZM119 217V218H118ZM180 217H182V218H180ZM189 217V220L187 219ZM243 217H244V219H243ZM102 218V219H101ZM126 218V216L124 217V219ZM242 218V219H241ZM256 218V219H255ZM198 219V220H197ZM252 219H255L254 221H251ZM115 220H117V222H115ZM187 220V221H186ZM192 220V221H191ZM219 220V221H218ZM225 220V219H224ZM242 220V221H241ZM104 221V222H105ZM249 221L252 223H254V224H251V226H250V223H249ZM51 222V223H50ZM49 223L48 222H45V223H47L46 224V226H44V225H42V227H43V229L44 228H46L48 231L51 229V228H53L54 226H53V224H52V221H50ZM97 222H98V220H97ZM193 222V223H192ZM255 222H257V223H261L260 225H257V224H255ZM61 223H63V224H61ZM115 223H117V224H115ZM187 223V224H186ZM55 224V223H54ZM193 224V225H192ZM189 225H191L192 227H189ZM195 225V226H194ZM254 227H253V226ZM53 226V227H52ZM137 226H140V224H138ZM215 226V227H214ZM156 227V228H155ZM205 227V228H204ZM231 227V228H230ZM207 228V229H206ZM260 228V229H259ZM115 229H116V231H115ZM177 229V230H176ZM259 229V230H258ZM150 230H153V231H150ZM247 230V231H246ZM47 231V232H48ZM178 233H177V232ZM230 231V232H229ZM249 231H251L250 232V234H245V235H248V237H246L245 235H244V233L245 232H249ZM254 231V232H253ZM259 232H260V234H259ZM115 233V234H114ZM191 233H193V237L195 238V240L194 241H192L190 238H189V236H190V234ZM242 234V238L240 239V237H241V234ZM253 233H254V236H253ZM172 234V235H171ZM217 234V235H216ZM121 235H123V236H121ZM158 235V236H157ZM171 235V236H170ZM177 235V236H176ZM222 235V236H221ZM245 236V238H244V236ZM258 236L257 238L255 237V236ZM117 236V237H116ZM120 236L122 237L121 238V240H120ZM207 236H209V237H207ZM215 236V237H214ZM253 236V237H252ZM155 237H156V240H153V239H155ZM169 237L167 238V242H169L168 240H170L169 239ZM181 237V238H180ZM182 237H183V239H182ZM191 237H192V234H191ZM250 237H251V239H250ZM260 237V238H259ZM157 238H160V239H157ZM0 239H1V237H0ZM118 239V240H117ZM179 239V240H178ZM189 239V240H188ZM220 239V240H219ZM238 239H240V240H243V242L245 243V250H244V248H242V247H244V243L242 244V249H243V251H242V249L240 250V252L238 251V250H236V248H240V247H236L237 246V244H239V241L240 240H238ZM249 239H250V241H249ZM217 240V241H216ZM223 240V241H222ZM225 240V241H224ZM244 240H246L247 242H249V243H246V241H244ZM252 240V241H251ZM3 241H4V243H3ZM47 240H44V243H43V241H41L40 242V240H39V242H40V244H39V242H37L39 245V247L38 248H40L41 250H46L49 246H50V244L48 245V242H46ZM221 241V242H220ZM202 242H203V244H202ZM211 242V243H210ZM224 242V243H223ZM241 242V241H240ZM1 243H3V244H1ZM47 243V244H46ZM110 243V244H109ZM207 243H210V244H212V245H210V244H207ZM226 243V244H225ZM6 244V245H5ZM155 244H158V249L160 250V251H158V249H157V246H155ZM215 244H218L217 246L215 245ZM4 245V247H2V246ZM9 244L5 241V240H3V239H1L0 240V246L2 247H0V264H2V262L4 263V264H26V263H23L22 262V260H21V258H20V256L18 255V254H15L14 252H12V250L10 249L11 247L10 246H8ZM42 245V246H41ZM147 245H150V246H147ZM186 247H188V248H186ZM220 245H222V247L220 246ZM226 245V246H225ZM240 245V244H239ZM52 246V245H51ZM104 246L106 247V248H104ZM139 246V247H138ZM161 246V247H160ZM249 246V247H248ZM148 247V248H147ZM160 247V248H159ZM162 247H163V249H164V251L163 250H161L162 249ZM186 248V249H184V251H182V249L183 248ZM205 247H207V248H205ZM216 249H215V248ZM234 247V248H233ZM50 248V247H49ZM48 248V249H49ZM197 248V249H196ZM250 248L251 249H253V250H250ZM261 250H260V249ZM47 249V250H48ZM155 249H157V250H155ZM177 249V250H176ZM189 250V252H187L188 250ZM249 249V250H248ZM5 250V251H4ZM102 250V251H101ZM232 250H235L236 251V253L234 254V252L235 251H232ZM258 250H260L259 252L261 253L260 254V256L258 255V253H257V251ZM104 251H106V252H104ZM146 251V250H145ZM215 251H217L216 253H215ZM252 251V252H251ZM102 252V253H101ZM166 252V251H165ZM164 252V253H165ZM185 254H184V253ZM230 252H231V254H230ZM247 254H246V253ZM249 252V253H248ZM256 253V254H252V253ZM10 253V254H9ZM156 253V254H157ZM169 253V254H170ZM186 253H187V255H186ZM233 253V254H232ZM244 253V254H243ZM101 254H102V256H101ZM146 254V255H147ZM184 254V255H183ZM223 254V255H222ZM17 257H16V256ZM221 255V256H220ZM224 255H225V257H224ZM232 255V256H231ZM257 255V256H256ZM15 256V257H14ZM105 256H103V257H105ZM184 256V257H183ZM212 256V257H211ZM213 256L215 257V258H213ZM229 256V257H228ZM244 256V257H243ZM256 256V258H254ZM259 256V257H258ZM12 257V259H10L9 260V258H11ZM15 258H17V259H15ZM251 260H250V259ZM258 258V259H257ZM19 259H20V261H19ZM120 259V260H119ZM148 259V260H147ZM175 259V260H176ZM224 261H223V260ZM7 260H9V262H7ZM141 260H143V261H141ZM154 260V261H153ZM153 260H151L150 259V257L148 256V257H146V258H140V259H138V263L137 264H157V262H158V264L160 263V261L159 260H156V259H153ZM250 260V261H249ZM195 261V262H194ZM206 261V260H205ZM248 261H249V263H248ZM144 262V263H143ZM204 262V263H203ZM214 262V261H213ZM236 262V263H235ZM239 262V263H238ZM247 262V263H246ZM251 262V263H250ZM164 263V264H165ZM161 264V263H160ZM207 264H210V263H208L207 262ZM214 264V263H213Z\"/></svg>",
  "mask_w": 264,
  "mask_h": 264
}]
</instances>
